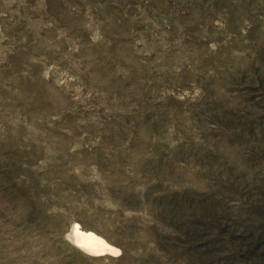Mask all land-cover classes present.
<instances>
[{"label": "rangeland", "instance_id": "374dc122", "mask_svg": "<svg viewBox=\"0 0 264 264\" xmlns=\"http://www.w3.org/2000/svg\"><path fill=\"white\" fill-rule=\"evenodd\" d=\"M0 264H264V0H0Z\"/></svg>", "mask_w": 264, "mask_h": 264}, {"label": "bare ground", "instance_id": "6f19581e", "mask_svg": "<svg viewBox=\"0 0 264 264\" xmlns=\"http://www.w3.org/2000/svg\"><path fill=\"white\" fill-rule=\"evenodd\" d=\"M71 240L80 249L92 255H103L115 251L106 240L91 231H83L77 225L71 232Z\"/></svg>", "mask_w": 264, "mask_h": 264}]
</instances>
